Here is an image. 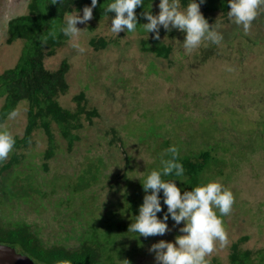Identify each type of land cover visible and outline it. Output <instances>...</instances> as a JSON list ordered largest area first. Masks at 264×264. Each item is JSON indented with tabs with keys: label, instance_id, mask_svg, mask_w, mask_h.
Listing matches in <instances>:
<instances>
[{
	"label": "rangeland",
	"instance_id": "1",
	"mask_svg": "<svg viewBox=\"0 0 264 264\" xmlns=\"http://www.w3.org/2000/svg\"><path fill=\"white\" fill-rule=\"evenodd\" d=\"M29 1L0 0V74L13 68L21 55L22 40L6 42L7 24L27 14ZM158 2L151 6L153 15L159 11ZM200 11L204 15L201 6ZM228 11L229 8L218 9L204 16L210 26L222 33V44L204 42L190 54H184L177 43L182 42L183 34L176 29L167 32L161 28L160 40H153L151 33L147 38L139 29L116 36L106 19L95 21L92 17L86 25L77 24L78 29L84 30L79 35L83 51L73 48L68 38L52 56L45 57L44 67L54 71L62 61H67L69 88L65 95L58 97L59 104L74 111L77 108L74 97L83 92L85 106L96 109L99 115L92 118L90 125L82 117L84 128L77 131L79 139L71 150L52 124L56 151L50 160L44 158L46 136L38 129L28 146L13 148L5 162L10 161L11 153L18 152L20 160L16 168L37 166V180L43 186L56 174L75 177L87 163L86 157L99 155L108 166L103 182L71 201L69 207H56V202L66 198L65 188L55 193L44 188L46 196L42 198L34 196L28 203L18 201L15 206L8 205L10 212L3 214L4 222H25L47 244L76 246L80 227L85 225L79 216L72 220L79 205L81 210L90 213L91 219L96 217L98 207L108 206L118 213L128 206L123 199L121 204L118 200L119 206L112 202L121 196L117 195L120 192L111 193L115 184L121 187L124 184L117 177L123 169L121 149L129 156L131 166L135 165L131 170L137 172L159 167L161 155L172 145L181 158L212 150L218 163L205 173L204 180H219L232 191L234 204L231 213L222 217L227 242L217 243L206 259L209 264H229L232 245L237 244L240 251L250 253L252 262H259L264 255V6L247 32L228 18ZM79 13L82 15V10ZM146 22L140 20L139 26ZM92 39L103 40L107 46H98L97 50L90 45ZM143 42L146 47L158 44L170 47L168 58H158L147 51ZM3 100L0 98V108ZM27 109V102H20L0 127L13 137L22 138ZM115 138L122 146L118 151ZM147 152L150 154L146 155ZM150 155L154 160L146 162ZM169 155L164 158L169 159ZM137 161L141 164L136 165ZM44 162L48 164L46 171L42 168ZM126 178L135 180L136 173L128 172ZM141 184L133 186L136 192ZM92 193L97 197L95 201ZM167 223L170 231L165 235L140 237L131 264H155L149 247L159 240L171 242L181 234L178 228L182 225L174 226L171 219ZM136 240L129 237L123 241L124 251H131Z\"/></svg>",
	"mask_w": 264,
	"mask_h": 264
},
{
	"label": "trees",
	"instance_id": "2",
	"mask_svg": "<svg viewBox=\"0 0 264 264\" xmlns=\"http://www.w3.org/2000/svg\"><path fill=\"white\" fill-rule=\"evenodd\" d=\"M156 1L158 0H153V3ZM109 2L110 0H97V6L92 13L95 21L105 19L104 8ZM149 3L150 0H144L145 8L141 6L134 10L138 17V27L139 21L145 20L142 13L147 10ZM181 3L186 6L188 0H181ZM90 4L91 0H62V3L60 0H57L56 3L54 0H30L27 4V14L9 20L6 42L12 44L14 41L22 40L24 46L16 65L0 74V98H4L0 108V125L15 111L20 102L24 101L28 104L27 122L23 136L22 138L14 137L13 148L27 147L33 133L41 129L47 141L44 158L50 160L56 151L55 137L51 130L52 124L56 125L60 136L67 143L68 150H71L75 141L79 139L77 131L83 127L82 117L84 116L86 123L90 125L92 118L99 115L96 109L89 110L85 106L86 101L83 92L74 97L77 104L74 111L59 104L58 97L65 95L69 88L66 81V75L69 71L67 61H62L54 71H49L44 67L45 57L52 56L56 49L68 39L59 31L65 23V13L72 10L80 12L83 7L90 6ZM201 7L204 10L203 16L218 9L226 11L229 8L227 0H205ZM107 15L111 17L114 16V13H107ZM138 29L143 32L142 28ZM53 31L56 33L54 37L49 34ZM90 45L97 50L98 46L101 48L107 46L103 40L95 41L94 39L90 41ZM143 45L144 49L155 54L158 58L166 59L170 54V47L164 44L152 47H146L145 43ZM111 132L114 133L113 130ZM115 140L117 145L115 150L118 151L122 146L119 144L118 138ZM121 151L123 169H121L122 174L117 177L122 179L124 184L122 187L118 185L119 183L115 184V190L111 193L120 192L117 195L121 196L112 202L119 206L123 203V199L128 206L125 209L123 207L118 213L108 206H104L106 209L98 207L96 217L91 219L90 213L87 214L81 210L79 205L76 208L77 212L71 217L72 220H77L79 216L84 219L85 225L80 227L79 244L76 246L57 243L47 244L39 236L36 229L23 221H14L10 224L9 221L4 222L3 214L10 212L8 205L15 206L19 203L18 201L29 202L34 196L38 198L46 196L44 188L52 189L53 193L59 188H65L68 191L66 198L56 202V207H69L71 201L74 202L80 195L89 192L93 186L103 182L104 171L108 167L107 162L99 155L86 157L87 163L83 165L80 173L75 177L56 174L52 181L41 186L42 183L37 180L39 168L32 164L22 169L16 168L20 155L18 152L11 153L10 161L0 162V244L14 247L19 253L28 256L35 264H57V261H69L70 264H122L124 259L131 264L132 254L136 252V246L141 240L140 237L136 238L137 234L128 232V227L131 223V217L138 214V207L142 204L144 196L142 186H140L139 192H136L133 186L143 182V176L139 177L140 181L139 179L128 181L129 176L126 178L127 174L132 171L131 169L135 165L131 166L129 156L124 153V149ZM211 152L213 151L201 150L192 158H181L178 154L177 159L185 169L184 175L179 178L172 175L166 176V180L176 179V184L182 191L191 190L192 187L207 182L208 180H204L207 178L205 173L211 166L218 163V159L212 156ZM147 154L150 153L147 152ZM170 158L171 154L169 155ZM153 160L152 155H150L149 159L145 161L151 162ZM137 162L136 165L141 164V162ZM42 168L45 171L48 169L47 162H44ZM108 186L111 187L109 184ZM92 194L95 201L97 197L94 193ZM118 200L121 201L120 204H118ZM162 207L166 210V206L162 205ZM157 215L159 217L161 213ZM88 218H90L89 221H87ZM91 221V226L86 227L87 223ZM129 237L137 240L131 251L126 252L123 243ZM229 264H264V255L259 262L254 263L251 261L248 251H240L238 245L233 244Z\"/></svg>",
	"mask_w": 264,
	"mask_h": 264
},
{
	"label": "clouds",
	"instance_id": "3",
	"mask_svg": "<svg viewBox=\"0 0 264 264\" xmlns=\"http://www.w3.org/2000/svg\"><path fill=\"white\" fill-rule=\"evenodd\" d=\"M57 0H54L56 3ZM62 3V0H60ZM153 0L142 13L147 22L138 25V17L134 11L144 5V0H110L104 8L105 19L109 22L110 31L118 36L121 32L134 33L142 28L147 34L151 33L153 40H160V30L167 32L173 29L183 34V40L177 41L184 54L197 50L202 43L208 42L221 45L223 35L200 11L205 0H188L186 6L181 0H159L156 5L158 13L150 11ZM229 11L227 16L236 25L242 26L247 32L258 15V10L264 6V0H227ZM97 0H91L90 6L82 9V15L76 10L65 13V23L59 31L68 37L73 48L83 51L79 44L82 31L77 24H85L92 19L93 9ZM107 13H114L109 17ZM51 36L56 33L50 32ZM231 71V68H226ZM15 139L5 128L0 127V162L5 161L13 150ZM168 153L170 159L164 158ZM178 149L172 145L160 157V166L145 172H135L136 178L143 176L142 189L144 196L138 207V214L131 217L128 232L137 237L163 236L170 231L167 221L171 219L178 228L180 235L171 242L159 240L153 243L148 251L154 253L155 264H209L206 259L215 249L217 243L227 242V233L222 217L231 213L234 196L230 189L219 180L202 182L191 190H184L177 186L176 179L166 180V176L183 177L185 169L177 159ZM140 181V179H139ZM141 183V182H140ZM150 190V191H149ZM166 206L165 208L162 207ZM158 213L161 215L158 217ZM57 264H70L69 261H57ZM122 264H129L128 260Z\"/></svg>",
	"mask_w": 264,
	"mask_h": 264
},
{
	"label": "water",
	"instance_id": "4",
	"mask_svg": "<svg viewBox=\"0 0 264 264\" xmlns=\"http://www.w3.org/2000/svg\"><path fill=\"white\" fill-rule=\"evenodd\" d=\"M0 264H35L28 256L19 253L14 247L0 244Z\"/></svg>",
	"mask_w": 264,
	"mask_h": 264
}]
</instances>
